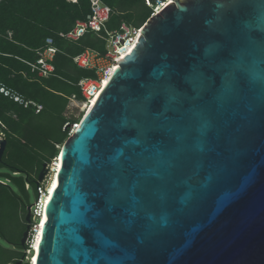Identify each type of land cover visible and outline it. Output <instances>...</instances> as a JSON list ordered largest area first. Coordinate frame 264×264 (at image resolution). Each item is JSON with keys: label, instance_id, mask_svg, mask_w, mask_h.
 <instances>
[{"label": "water", "instance_id": "95a60500", "mask_svg": "<svg viewBox=\"0 0 264 264\" xmlns=\"http://www.w3.org/2000/svg\"><path fill=\"white\" fill-rule=\"evenodd\" d=\"M170 1L60 146L35 264H264V0Z\"/></svg>", "mask_w": 264, "mask_h": 264}, {"label": "trees", "instance_id": "16d2710c", "mask_svg": "<svg viewBox=\"0 0 264 264\" xmlns=\"http://www.w3.org/2000/svg\"><path fill=\"white\" fill-rule=\"evenodd\" d=\"M111 11L100 32L87 30L77 39L66 37L77 20L90 12L89 0H0V120L6 145L0 160L9 174L0 178V264H12L28 248L20 238L27 206L38 197L36 183L45 163L50 164L80 118L68 116L71 98L84 101L78 81L96 78L94 69L78 66L73 56L89 50L103 57L107 32H121L122 24L138 28L164 0H100ZM63 34V35H61ZM56 47L47 77L32 71L46 39ZM17 96L19 100H14ZM37 105L41 108L35 112ZM27 263V262H26ZM23 262L22 264H26Z\"/></svg>", "mask_w": 264, "mask_h": 264}, {"label": "built area", "instance_id": "2783aa9c", "mask_svg": "<svg viewBox=\"0 0 264 264\" xmlns=\"http://www.w3.org/2000/svg\"><path fill=\"white\" fill-rule=\"evenodd\" d=\"M72 2H76L77 0H70ZM90 1V12L86 15L84 20H77L73 29L65 34L66 37L77 39L81 35H83L87 30H92L95 32H100L104 28V23L107 21L109 17V13L111 11L110 7L101 3L100 0H89ZM147 4H150L149 0H145ZM169 0H164L163 2H159L153 9V13L159 11L164 5H166ZM122 29L121 32H107L108 39V51L105 56L99 57L96 53L84 50L83 52L73 56V61L80 67L94 69L96 73V78H82L78 81V86L81 89L82 95L84 97V101H81L82 106L88 102L92 98L97 95L101 90V82H103L104 78L110 76L111 67L117 64L122 54L125 53L123 50L127 46V42H132L133 38H135L141 31V27L131 28L125 24L120 26ZM63 35V34H61ZM47 46L43 49L40 57L36 60L35 63H28L32 71H36L38 75L47 77L54 71V67L51 63L54 53L56 52V47H54L51 43V38L46 39ZM123 53H122V52ZM106 60L107 64L100 65L98 63L99 60ZM0 91H3V88H0ZM4 94H8L7 91H3ZM14 100H19L17 96H14ZM74 98H71L73 101ZM41 106L37 105L35 112L40 110ZM83 112L85 106L82 107ZM79 123V122H78ZM78 123H73L70 133L76 128ZM5 138V125L0 120V144L1 141ZM56 158V157H55ZM54 161L51 162L53 164ZM49 179H44L43 182H40L37 186L38 197L33 202L34 204L31 206V211L33 212L32 222L29 230V235L26 240V244L28 248L26 249V253L28 254L27 263L31 261V254L33 253V237L36 233L38 220L40 218V214L42 212V196H44L47 192V185L49 183Z\"/></svg>", "mask_w": 264, "mask_h": 264}, {"label": "bare ground", "instance_id": "6f19581e", "mask_svg": "<svg viewBox=\"0 0 264 264\" xmlns=\"http://www.w3.org/2000/svg\"><path fill=\"white\" fill-rule=\"evenodd\" d=\"M169 2H171L170 0L168 1V2H166V3H169ZM138 36H139V34L135 37V38H133V41L132 42H127V46L123 49V50H125L124 52L125 53H123L122 51V56H121V58L122 57H124L127 53H129L131 50H132V48L134 47V45L136 44V42H137V39H138ZM117 67V64L116 65H114L113 67H111V72L110 73H112V71L115 69ZM109 77V76H108ZM108 77H106V78H104V80H103V82H101V87L103 86V85H105V83L107 82V80H108ZM96 97H97V95H95V97L94 98H92L91 100H90V102H88V103H86V104H84V106H85V110H84V112H83V114L84 113H86L89 109H90V107L92 106V104L94 103V101H95V99H96ZM83 107V106H82ZM78 126V125H77ZM76 126V127H77ZM59 154V153H58ZM55 162L52 164V166H53V173L51 174V179H50V181H49V183H48V185H47V192H46V194L44 195V196H42V208L44 209V205L46 204V202L48 201V199H49V197H50V194L52 193V191H53V189H54V187L56 186V183H57V181H56V175H55V172H56V170L60 167V158H59V155H57V157L55 158V160H54ZM43 209H42V212H41V214H40V218H39V220H38V225H37V229H36V233H35V235H34V237H33V253L31 254V256L30 257H32L31 258V264H35V260H36V255H37V250H38V244H39V241H40V235H41V229H42V227H43V225H44V223H45V220H46V218H45V214H44V212H43Z\"/></svg>", "mask_w": 264, "mask_h": 264}, {"label": "rangeland", "instance_id": "374dc122", "mask_svg": "<svg viewBox=\"0 0 264 264\" xmlns=\"http://www.w3.org/2000/svg\"><path fill=\"white\" fill-rule=\"evenodd\" d=\"M98 63L102 66V65L107 64V61L101 59V60L98 61ZM66 113H67L68 116H72V117H75V118H77V117L78 118H82V116H83V108H82L81 101L80 100H76V99L71 101V103H69V106L67 107ZM50 173H51L50 171L45 172L44 179H49ZM8 174H9V171L6 168L0 167V178L1 179H4ZM32 203H33V201H32ZM0 244L2 246H7L6 243L1 238H0ZM27 255L28 254L26 253V256ZM25 263H26V261H25ZM9 264H12V262L9 263Z\"/></svg>", "mask_w": 264, "mask_h": 264}]
</instances>
